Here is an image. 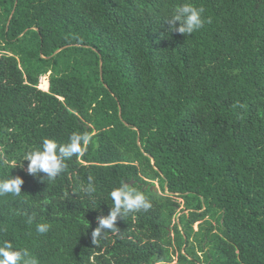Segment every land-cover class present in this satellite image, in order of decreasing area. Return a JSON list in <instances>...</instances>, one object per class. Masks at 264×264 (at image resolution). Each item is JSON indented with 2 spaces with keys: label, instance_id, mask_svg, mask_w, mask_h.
I'll list each match as a JSON object with an SVG mask.
<instances>
[{
  "label": "trees",
  "instance_id": "16d2710c",
  "mask_svg": "<svg viewBox=\"0 0 264 264\" xmlns=\"http://www.w3.org/2000/svg\"><path fill=\"white\" fill-rule=\"evenodd\" d=\"M185 3L205 23L171 32ZM85 131L60 176L26 173V151ZM8 173L0 241L38 264H264V0H0ZM121 181L151 207L93 245Z\"/></svg>",
  "mask_w": 264,
  "mask_h": 264
},
{
  "label": "clouds",
  "instance_id": "9594fccd",
  "mask_svg": "<svg viewBox=\"0 0 264 264\" xmlns=\"http://www.w3.org/2000/svg\"><path fill=\"white\" fill-rule=\"evenodd\" d=\"M203 11V8L193 6L191 3L183 4L175 9L168 20L169 30L185 35L202 28L205 23L202 18ZM91 139L87 131L72 133L68 141L63 144L54 139H43L38 147L24 153L21 160L27 162L26 173L34 178L43 173L49 181L54 180L66 170L67 161L73 156L84 154ZM20 166L24 167L22 162ZM88 179L89 184L83 191L91 194L95 192V188L91 184L92 177ZM23 184L24 180L20 176L11 177L8 173L7 176L0 177V197L9 194L19 196ZM108 197L112 201V206L106 217H97L98 226L91 232L93 245L99 244L106 232L119 231L116 222L123 214L151 207L143 190L129 186L125 181H121L118 187L111 189ZM49 229L50 225L45 222L38 223L35 230L39 234H45ZM0 264H38V260L27 248H17L10 240H2L0 241Z\"/></svg>",
  "mask_w": 264,
  "mask_h": 264
},
{
  "label": "rangeland",
  "instance_id": "374dc122",
  "mask_svg": "<svg viewBox=\"0 0 264 264\" xmlns=\"http://www.w3.org/2000/svg\"><path fill=\"white\" fill-rule=\"evenodd\" d=\"M45 82H46V84H45ZM38 88L41 89V90H43V91H47L48 83H47L46 79L45 80H43V79L40 80V84H39ZM196 226L197 225L195 224L194 225V229H196Z\"/></svg>",
  "mask_w": 264,
  "mask_h": 264
},
{
  "label": "built area",
  "instance_id": "2783aa9c",
  "mask_svg": "<svg viewBox=\"0 0 264 264\" xmlns=\"http://www.w3.org/2000/svg\"><path fill=\"white\" fill-rule=\"evenodd\" d=\"M41 79H46V78H41ZM40 84V83H39Z\"/></svg>",
  "mask_w": 264,
  "mask_h": 264
},
{
  "label": "bare ground",
  "instance_id": "6f19581e",
  "mask_svg": "<svg viewBox=\"0 0 264 264\" xmlns=\"http://www.w3.org/2000/svg\"><path fill=\"white\" fill-rule=\"evenodd\" d=\"M43 80H45V79H43ZM45 84H46V82H45ZM47 87V86H46Z\"/></svg>",
  "mask_w": 264,
  "mask_h": 264
},
{
  "label": "water",
  "instance_id": "95a60500",
  "mask_svg": "<svg viewBox=\"0 0 264 264\" xmlns=\"http://www.w3.org/2000/svg\"><path fill=\"white\" fill-rule=\"evenodd\" d=\"M152 164H153V161H152Z\"/></svg>",
  "mask_w": 264,
  "mask_h": 264
}]
</instances>
